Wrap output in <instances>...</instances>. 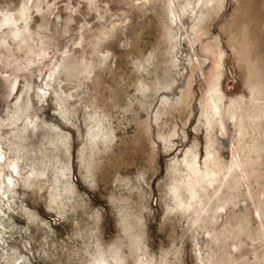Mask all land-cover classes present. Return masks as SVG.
Listing matches in <instances>:
<instances>
[{
    "label": "rangeland",
    "instance_id": "obj_1",
    "mask_svg": "<svg viewBox=\"0 0 264 264\" xmlns=\"http://www.w3.org/2000/svg\"><path fill=\"white\" fill-rule=\"evenodd\" d=\"M0 155V264H264V0H0Z\"/></svg>",
    "mask_w": 264,
    "mask_h": 264
},
{
    "label": "bare ground",
    "instance_id": "obj_2",
    "mask_svg": "<svg viewBox=\"0 0 264 264\" xmlns=\"http://www.w3.org/2000/svg\"><path fill=\"white\" fill-rule=\"evenodd\" d=\"M206 1H210V0H206ZM169 13L174 15V11L173 9H171L170 7H168ZM170 38V37H169ZM173 46V45H172ZM215 53V59H214V66L213 68L217 71L219 66H220V58H221V54L219 52H214ZM217 74L215 73V75L213 77L217 78ZM216 80V79H215ZM16 82V81H15ZM14 82V83H15ZM12 84V87H15V84ZM10 86V87H11ZM213 89L215 94L211 95V94H207L205 100H204V104H203V109H204V113L207 112L206 116H207V120L210 117L215 116L216 111L218 109H220V102H221V94H219V91L217 89V84H213ZM13 91V90H12ZM95 113V112H94ZM218 114V113H217ZM230 115H233L232 113ZM233 117V116H232ZM19 120V119H18ZM211 121V120H210ZM209 121V122H210ZM95 123V122H94ZM94 136H96V134H91V137L93 138ZM90 137V135H89ZM93 140V139H92ZM92 142V141H91ZM9 143V142H8ZM1 156V155H0ZM194 160V159H192ZM189 162V161H187ZM66 167V164L64 165ZM188 166V163H187ZM219 167V166H217ZM216 167V168H217ZM10 168H12V170H14V166H10ZM216 168H207L206 170H204V172H201L200 170L197 169V167L195 166V162L194 161H190L189 162V169L190 172L192 173L191 176H189L188 180H187V187L186 190L188 191L189 196L192 198L195 196L196 192H197V187L200 186L201 183H211L213 180H215V176L217 175L218 170H220L221 168H219L218 170H216ZM229 166H226L224 169V171L222 172V175L227 174L229 171ZM42 171V170H41ZM40 171V172H41ZM221 172V171H220ZM219 172V173H220ZM40 174V173H39ZM41 174H43L41 172ZM62 176H65L66 173L62 172L61 173ZM60 175V176H61ZM187 175V174H186ZM220 175V174H219ZM218 175V176H219ZM217 176V177H218ZM186 177V176H185ZM188 177V176H187ZM220 177V176H219ZM221 178V177H220ZM219 178V180H220ZM185 179H183L184 182ZM185 184V185H186ZM202 185V184H201ZM176 188V187H175ZM173 190V189H172ZM174 191V190H173ZM186 191V192H187ZM177 198V197H176ZM178 201V200H177ZM179 205L185 206V203H180ZM200 208V207H199ZM96 264H101V262H96Z\"/></svg>",
    "mask_w": 264,
    "mask_h": 264
}]
</instances>
